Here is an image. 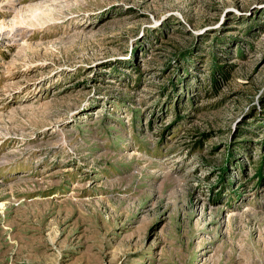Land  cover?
<instances>
[{"label":"rangeland","instance_id":"1","mask_svg":"<svg viewBox=\"0 0 264 264\" xmlns=\"http://www.w3.org/2000/svg\"><path fill=\"white\" fill-rule=\"evenodd\" d=\"M0 264H264V0H0Z\"/></svg>","mask_w":264,"mask_h":264},{"label":"trees","instance_id":"2","mask_svg":"<svg viewBox=\"0 0 264 264\" xmlns=\"http://www.w3.org/2000/svg\"><path fill=\"white\" fill-rule=\"evenodd\" d=\"M211 82L214 83V84L216 83V79H215L214 75H212Z\"/></svg>","mask_w":264,"mask_h":264}]
</instances>
